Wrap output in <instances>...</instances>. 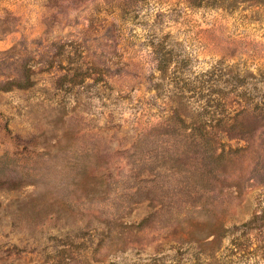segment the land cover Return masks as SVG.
Wrapping results in <instances>:
<instances>
[{"label":"rangeland","instance_id":"obj_1","mask_svg":"<svg viewBox=\"0 0 264 264\" xmlns=\"http://www.w3.org/2000/svg\"><path fill=\"white\" fill-rule=\"evenodd\" d=\"M0 264H264V0H0Z\"/></svg>","mask_w":264,"mask_h":264}]
</instances>
